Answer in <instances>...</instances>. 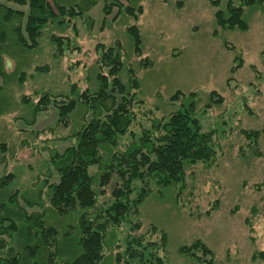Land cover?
Instances as JSON below:
<instances>
[{
    "label": "trees",
    "instance_id": "trees-1",
    "mask_svg": "<svg viewBox=\"0 0 264 264\" xmlns=\"http://www.w3.org/2000/svg\"><path fill=\"white\" fill-rule=\"evenodd\" d=\"M208 1L216 8V28L224 31L248 30L246 8L264 7V0ZM96 3L97 0L0 2L2 129L4 116L15 110V86H24L27 69L35 53L41 52L43 39L52 45L55 57H62L73 41L63 33L74 28L78 17H88L85 15ZM136 5L132 0H127L126 6L120 0H105L103 23L114 9V19L127 13L138 20L144 7ZM85 22L90 28L93 25V20ZM127 31L135 55L142 56L143 39L138 25H130ZM96 49L99 56L94 67V88L81 89L78 83L69 82L66 92L39 88L21 97L19 104L27 114L14 119V123L21 121L26 126L18 128L20 133L29 132L39 138L46 130L57 127L70 131L64 137L41 139L43 169L30 180L22 181L21 174L15 171L5 170L0 176V264H169L167 255H159L167 249V232L153 225L152 230L161 233L160 240L147 239L146 233H140L142 223L136 217L147 198H164L166 191L185 185L189 168L212 164L217 158L215 131H203L197 115L202 108L222 104V95L213 90L209 102L200 106L198 91L177 90L170 97L174 109L162 117L153 116L149 126L137 123L140 130L136 134L133 124L143 103L138 98L139 78L124 60L121 41L109 46L99 42ZM237 59L239 63L232 72L243 64L240 57ZM141 62L145 67L150 65L147 58ZM33 67L38 74L50 69L47 64ZM51 107L57 112L55 124L33 129L38 114ZM241 132L260 154L257 151L262 131ZM127 135L131 138L122 141ZM10 138L11 133L0 135V166L5 169L17 159L18 147ZM59 140L72 142L61 150ZM28 144L22 140L19 147ZM92 167L97 170L92 172ZM108 188L110 195L101 201ZM219 207L216 200L205 216ZM123 225L128 227L125 232ZM179 253L201 264H214V251L200 238L182 244Z\"/></svg>",
    "mask_w": 264,
    "mask_h": 264
},
{
    "label": "rangeland",
    "instance_id": "rangeland-1",
    "mask_svg": "<svg viewBox=\"0 0 264 264\" xmlns=\"http://www.w3.org/2000/svg\"><path fill=\"white\" fill-rule=\"evenodd\" d=\"M120 1L126 6L127 0ZM233 1L237 3L238 0ZM132 2L144 7L138 20L127 13L114 19L117 13L114 9L103 23L105 0H97L85 15L88 17H78L74 28L63 33L73 41L60 58L55 57V50L47 38L43 39L41 52L35 53L27 69L24 86L21 89L15 86V110L4 116L3 129L0 126V135L11 133L10 139L18 147L17 159L6 169L1 165L0 176L5 170L15 171L21 174L22 181L30 180L43 169L45 153L41 150V139L64 137L70 131L57 127L46 130L39 138L29 132L20 133L19 129L26 126L21 121L14 123V119L27 114L19 104L22 95L39 88L66 92L69 82L78 83L81 89L94 88V67L99 56L97 43L109 46L119 40L124 60L132 66L140 81L138 98L143 103L137 111V122L133 124L136 134L140 130L137 123L149 126L153 116L162 117L174 109L170 97L177 90L198 91L200 106L209 102V93L213 90L224 98L222 104L202 108L197 115L203 131H215V162L189 168L185 185L166 191L164 198H147L136 217L142 223L140 233H146L147 239L159 241L161 233H155L153 225L167 232V249L161 250L159 255H167L169 264H201L179 253L182 244L196 238L214 251V264H264V7L246 8L248 30L224 31L216 28V8L208 0ZM88 20H93L91 28L85 22ZM133 24L138 25L142 34V56L135 55L127 31ZM236 57H240L243 64L232 72L239 63ZM143 58H147L150 65L143 66ZM36 64H47L49 72L36 73L33 67ZM121 76L126 79L124 73ZM56 119V109L51 107L38 114L32 128L45 129L53 126ZM243 129L262 131L257 151L260 154H256L250 139L241 132ZM130 138L127 135L121 139ZM22 140L29 144L20 148ZM71 142L59 140L57 146L63 150ZM96 170V167L91 169L92 172ZM109 195L108 188L107 194L101 195V201ZM216 200L220 207L205 216ZM122 229L125 232L128 227L123 225Z\"/></svg>",
    "mask_w": 264,
    "mask_h": 264
}]
</instances>
